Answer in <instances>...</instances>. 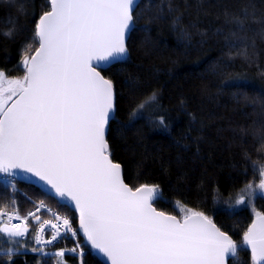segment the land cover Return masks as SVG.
<instances>
[{"label":"trees","instance_id":"trees-1","mask_svg":"<svg viewBox=\"0 0 264 264\" xmlns=\"http://www.w3.org/2000/svg\"><path fill=\"white\" fill-rule=\"evenodd\" d=\"M48 9L47 0H0V69L7 76L24 74L23 58L38 45L35 23ZM159 12L166 18H158ZM137 15L126 62L102 71L115 90V118L106 137L111 158L121 164L130 187H159L163 199L153 204L158 210L174 214L179 202L209 216L240 244L253 213L247 207L229 211L223 203L247 183L259 181L251 168L241 175L245 154L249 163L264 164V141L257 138L264 136V108L253 106V101L264 100V0H140ZM174 17H179L176 25ZM236 20L243 21V29ZM12 29L11 38L3 35ZM153 94L155 100L149 101ZM141 102L152 107L131 116ZM161 118L166 126L159 124ZM15 183L17 189H11L0 181V210L25 213L32 207L20 189L48 198L33 185ZM50 202L76 225L74 213ZM253 204L264 212V196ZM36 226L29 220L30 231L23 238L0 236L5 252L25 250L12 256V264H60L59 257L42 258L31 251ZM70 245V239H62L50 249ZM85 252L83 264H103L89 247ZM8 260L0 253V264ZM62 260L80 264L81 258L65 253ZM228 264H252L251 253L241 246Z\"/></svg>","mask_w":264,"mask_h":264},{"label":"snow or ice","instance_id":"snow-or-ice-1","mask_svg":"<svg viewBox=\"0 0 264 264\" xmlns=\"http://www.w3.org/2000/svg\"><path fill=\"white\" fill-rule=\"evenodd\" d=\"M47 2L49 10L34 26L39 46L22 61L23 77L10 79L0 71V176L36 180L45 196L78 213L79 225L74 228L69 216L54 214L55 222L45 220L36 230L37 246L31 251L42 258L59 257L60 264L65 253L80 256L83 264L88 246L106 258L104 264H226L227 256L235 258L245 246L251 250L252 264H264V212H255L238 244L203 212L182 208L178 218L158 211L153 204L163 199L159 187H130L121 164L111 158L106 131L115 118V90L101 72L126 62V39L136 30L139 16L134 12L140 0ZM157 17L166 18L162 12ZM178 23L179 17H174L173 24ZM234 23L245 26L240 20ZM13 32L3 35L11 38ZM125 83L131 86L130 81ZM154 100L155 94L149 98ZM256 103L264 108V100L253 101V106ZM146 107L151 108V102H141L131 116ZM159 124L166 126L164 118ZM257 138L264 141V136ZM250 159L245 154L241 175L247 176L251 168L259 183L241 189L236 206L251 203L257 191L264 196V164L249 163ZM45 207L41 201L35 212ZM33 217L39 222L33 212L21 217L18 211L0 210V236L25 237ZM49 228L52 235L45 238ZM61 239L74 240L75 246L51 255L45 251ZM24 251L0 249L9 257L5 264Z\"/></svg>","mask_w":264,"mask_h":264},{"label":"rangeland","instance_id":"rangeland-1","mask_svg":"<svg viewBox=\"0 0 264 264\" xmlns=\"http://www.w3.org/2000/svg\"><path fill=\"white\" fill-rule=\"evenodd\" d=\"M0 71H1V69H0ZM23 75H24V74H23ZM23 75H22V76H7V75H6V76H7L8 78L12 79V78H22ZM252 182H253V181H252ZM252 182H249V183H252ZM254 182L257 183V184L259 183V181H254ZM247 184H248V183H247ZM247 184H246V185H247ZM246 185H244L241 189H243ZM10 188H11V187H10ZM16 188H17V187H16ZM11 189H12V188H11ZM241 189H239L235 194H233V195H231L230 197L226 198L225 201H224V203H223V206H225V209H227V210H229V211H234V210L240 209V208H242V207H247L248 209H250V211L253 213V216L255 217V212H259V211H257V210L255 209L253 202H254V199H255L257 196H260L261 194H260V192L257 191V192L254 194L251 203H248V204H246L245 206H236L235 203H234V201H235L236 198H238V196H239V194H240V192H241ZM19 192H20L22 195H24V196H25V197L31 202L32 207H31L28 211H26L25 213H21L20 211H18V210H16V209H14V210H9V211L3 210V211L8 212V213H13L14 211H18V212H19V215H20L21 217L27 215V213H29V212H33L35 215H39V216H40V220H39V222H36V221L34 220V217H33V218H30L29 220H31V221L37 223V226L40 225V224H42V223L47 219V217L49 216V212L56 211V212H59V213H61V214H63V215H67V214L64 213L63 211H61V210L57 209L55 206H53L54 203H53V202H50V199H48V198L39 197V198L37 199V197H32L31 195L29 196V195L27 194V192H26L25 190H22V189H20ZM41 201L44 202V204H45L46 207H45L44 209H42L39 213H36V212H35L36 207L39 205V203H40ZM229 205H231V206H229ZM174 206H175V208H176V212L174 213V215L178 216L179 218H180V216L182 215L181 209H182V208H189V207H186V206H184L183 204H181V203H179V202H175V203H174ZM190 209H191V208H190ZM192 210H193V211H196V210H194V209H192ZM67 216H68V215H67ZM4 219L6 220L7 217H4ZM37 226H36V227H37ZM36 227H35V228H36ZM35 228H34V229H35ZM49 232H50V231H49ZM33 234H34V233H33ZM50 234H51V232H50ZM50 234H49V233H46L47 238H50V236H51ZM32 237H33V240H34V236H32ZM71 241H72V245H70V247H62V248H72V247H74L76 241H74V240H71ZM57 242H58V241H57ZM55 243H56V242H55ZM55 243H54V244H55ZM34 244H35V242H34ZM35 246H37V245L35 244ZM51 246H52V245L47 246L46 249H45V251H46L47 253H49V254H53V253H55L56 251L62 249V248H59V249H50ZM69 254H70V253H69ZM73 255H74V254H73ZM76 256H77L78 258H81V257L78 256V255H76Z\"/></svg>","mask_w":264,"mask_h":264},{"label":"water","instance_id":"water-1","mask_svg":"<svg viewBox=\"0 0 264 264\" xmlns=\"http://www.w3.org/2000/svg\"><path fill=\"white\" fill-rule=\"evenodd\" d=\"M49 10V9H48ZM43 14V13H42ZM41 14V15H42ZM38 19H39V17H38ZM38 21V20H37ZM129 37V36H128ZM128 39V38H127ZM127 39H126V46H127ZM39 46V44L37 45V47ZM36 47V48H37ZM35 53V50L32 52V54L31 55H33ZM31 55L29 56V57H31ZM99 70V69H98ZM101 74H102V72H101ZM103 75V74H102ZM104 76V75H103ZM106 78V77H105ZM110 123V122H109ZM108 127H109V125H108ZM107 132H108V128H107V131H106V137H107ZM113 162H115V161H113ZM117 163V162H116ZM123 174V173H122ZM15 180L16 181H19V182H23V183H25V184H30V185H33V186H35L36 188H38L39 190H41L42 191V185L40 184V183H37L36 182V180H34V179H22V178H15ZM43 192V191H42ZM154 206V205H153ZM158 210V209H157ZM158 211H160V210H158ZM75 214V218H76V227L78 228V225H79V216H78V213H74ZM166 214H169V213H166ZM170 215H174V214H170ZM178 217V216H177ZM179 218V217H178ZM253 219H255V217L253 218ZM252 219V220H253ZM213 221V220H212ZM252 222V221H251ZM251 222H250V224H251ZM249 224V225H250ZM248 225V226H249ZM248 228V227H247ZM82 239H83V237H82V234H80L79 235ZM89 248H90V250H91V252L97 257V259L98 260H100L103 264H104V261H105V257H103V255L102 254H98L97 253V251L96 250H93V249H91V247L90 246H88ZM247 248V247H246ZM247 250L251 253V250L249 249V248H247ZM232 256L231 255H229V256H227L226 257V264H228V261H229V259L231 258Z\"/></svg>","mask_w":264,"mask_h":264},{"label":"built area","instance_id":"built-area-1","mask_svg":"<svg viewBox=\"0 0 264 264\" xmlns=\"http://www.w3.org/2000/svg\"><path fill=\"white\" fill-rule=\"evenodd\" d=\"M1 180H2L3 182H5L6 184H11V185H12V181H11L9 178H7V177H1ZM54 214H56V215H60V216H65V215H63V214H61V213H59V212L53 211V212H49V216L47 217L46 220H53V222H55V220H54ZM13 222H14V223H17V222H19V221L13 220ZM39 227H40V225L36 228V230H37ZM73 227L75 228L74 225H73ZM49 231L51 232V229H50V228H49L47 231H45V232L43 233V236H44L45 238H47L46 233H49V234H50ZM50 235H52V232H51Z\"/></svg>","mask_w":264,"mask_h":264}]
</instances>
